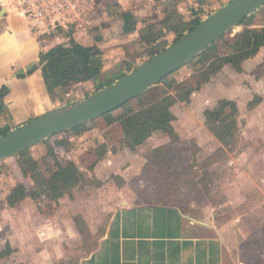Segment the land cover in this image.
<instances>
[{"label":"rangeland","instance_id":"rangeland-1","mask_svg":"<svg viewBox=\"0 0 264 264\" xmlns=\"http://www.w3.org/2000/svg\"><path fill=\"white\" fill-rule=\"evenodd\" d=\"M4 1L9 12L17 11L18 0ZM159 1L161 0H72L74 7L71 6V12L66 14L70 27L65 30L79 24L81 28L86 27V36L82 38L84 41L99 35L100 26L105 29L113 25L114 30L111 32L121 34V26L116 23L119 19L122 20L121 16H114V21L109 26L104 19L107 5L111 11H117L121 7L131 9L139 20H144L155 16L152 8ZM208 1L209 8L214 9L220 5V0ZM190 2L194 5L196 0ZM0 19L4 20L3 16ZM252 22L253 27L262 26L264 13H257ZM63 28L61 26L58 30ZM243 28V25L237 26L232 30V35ZM56 36H47L45 40L39 41H43L41 44L45 45L47 41L59 37ZM117 39L119 43L110 41L103 45L108 56L106 64L111 66H105V71L95 84L114 81L120 75L119 69L124 67L126 70V65H121L122 58L132 59L133 62L134 57L142 51L137 30L123 33ZM1 42L0 39V60L7 62L9 57L6 55L10 52L6 44ZM197 69L198 65L186 67L177 76L180 80L186 79L196 73ZM2 73L4 71L0 67V75ZM88 87L93 89L91 85L85 88L76 86L69 93L59 96L58 101L65 103L85 96L84 91ZM156 89L153 87L138 96L133 101L134 107L140 108L150 103L156 97ZM224 98H232L239 107L238 131L228 145L220 142L210 131L204 115L206 109L214 108ZM251 101H254V106L249 105ZM173 112L176 115L173 124L179 135L178 141L172 140L166 133L155 132L135 151L128 150V157L121 160L119 165L132 170L129 179L131 184H138L139 191L136 192L142 195L144 193L145 198H156L163 203V196L169 197L168 202L178 204L184 212L213 224L219 231L223 230L228 241L240 253L244 264H264V61L256 67H249L247 74H238L231 66H225L210 82L204 83L199 91L191 95L190 102H178L173 107ZM116 126L118 127L114 125L111 128L100 118L97 122L81 125L79 136L68 137L66 132L53 136L50 142L54 149L52 153H46L47 146L41 142L32 146L29 153L22 158L15 155L11 159L0 161V199L1 194L5 195L17 182L27 184L28 193L31 194L32 175L35 171L41 170L49 176L56 163L75 159L86 178L70 192V196L77 189L86 190L87 185L91 188L99 186L101 182L88 170L94 159L93 149L102 139L106 142L108 153L122 151L124 145L121 143V136L117 134ZM61 139L66 144L57 145V141ZM107 182H112V187L115 188L126 184L123 177L114 174L109 176ZM26 200L28 205L23 210L27 216L28 211H39L49 217L57 209V204L49 199L39 202L29 196ZM4 204L5 201H0V240L3 239L0 241V251L6 248L4 230L13 231L10 226L13 216L24 215L11 208L6 211L8 205ZM71 217L75 221L76 216ZM29 238L31 240L30 236ZM95 243L96 240L87 228L81 238H75L68 246L75 250L74 256L78 258L92 251ZM23 258L30 259V255L26 253L22 260ZM0 264L23 263L13 252L1 259Z\"/></svg>","mask_w":264,"mask_h":264},{"label":"crops","instance_id":"crops-1","mask_svg":"<svg viewBox=\"0 0 264 264\" xmlns=\"http://www.w3.org/2000/svg\"><path fill=\"white\" fill-rule=\"evenodd\" d=\"M228 2L223 0V4L219 5L216 10ZM3 18L4 20L0 19L3 26L0 39L2 44H6L10 53L6 55L9 57L7 62L4 59L0 60L1 71H4L0 75V87L6 84L10 92L5 98L7 112L0 117V136L4 128L11 131L50 110L84 97L81 96L65 103L54 101L44 87L40 70L30 76L20 78L18 74L37 63L40 52L48 49L50 43L54 41L51 39L47 41V44L42 45L43 41L39 40H45L47 36L54 38L55 35L38 36L35 34L18 10L14 12L7 10ZM114 18L105 17L104 19L109 26ZM142 21L143 19L139 20V22ZM123 22V18L116 22L121 26V31H119L121 34L111 32L114 30L113 25L105 29L100 26L98 30L99 35L96 36L103 38L99 46L104 51L106 63L108 56L105 54L103 45L110 41L119 43L117 38L125 33ZM67 28L63 30L67 31L65 30ZM73 28L80 41L94 42L95 38L92 37L87 41L82 39L86 36V27L81 28L79 24ZM137 31L140 35V31ZM122 60L132 63V59L122 58ZM263 61L264 46L257 55L244 61L243 72L237 70L236 72L247 74L249 67H256ZM121 71H125L124 67ZM215 76H212L208 82ZM80 85L87 87V85L94 86V83L87 82ZM59 93L61 96L69 92L60 90ZM66 135L72 138L79 136L75 132H66ZM128 150L131 149L124 147L122 151L115 153L110 151L107 157L98 162L91 171L101 184L92 188L87 185L84 191L77 189L72 193V197L66 194L68 197H62L56 203L57 209H54L49 217L39 211L37 213L28 211L27 216L24 210L28 205L26 202L28 197L16 205L17 207H12L5 200L9 191L5 195L1 194L0 201H5L8 205L6 211L11 208L16 213H24L22 217L16 214L13 216V222L10 223L12 232L4 230L6 245L7 243L11 245L21 263L244 264L240 259V253L228 241V236L223 230L219 231L213 224L189 215L178 205L165 204L156 198H145L144 193L142 195L136 192L139 191L138 184H131L129 179L132 170L119 165L121 160L128 157ZM108 163L111 165L108 166ZM112 174L123 177L126 184L120 188L112 187V182H107ZM72 215H81L85 219L96 240L92 251L78 258L74 256L75 250L68 246L75 238H81V233ZM36 244L39 245L36 246ZM26 253L30 255V259L23 258L22 260V256L25 257Z\"/></svg>","mask_w":264,"mask_h":264},{"label":"trees","instance_id":"trees-1","mask_svg":"<svg viewBox=\"0 0 264 264\" xmlns=\"http://www.w3.org/2000/svg\"><path fill=\"white\" fill-rule=\"evenodd\" d=\"M208 2V0H196L195 4L192 5L189 0H161L156 6L153 5L152 9L155 16L152 19H144L142 22H139L138 17L131 9H123L118 4L121 8L117 11H111L110 6L107 5L106 17L121 16L124 21L123 32L125 33L139 30L142 46V51L137 57H134L132 63L127 60L121 61V65H126V70H119L120 75L114 81L106 84H95L106 66L104 51L99 46L103 38L96 36L93 43H84L78 39L74 28L67 31L60 30L59 38L51 42L48 49L40 52L39 61L29 66L27 70L20 72L18 76L20 78L27 77L40 70L44 87L54 101L58 100L60 90L69 92L77 85L93 82V89L88 87L84 91V95L87 96L113 84L117 79L122 78L139 64L150 59L198 25L217 8H209ZM219 2L220 5L223 4V0ZM261 11L264 13V5L237 25L244 26L241 31L232 35L233 31L231 30L196 58L163 78L155 86L157 88L154 93L156 97L150 103L135 108L133 101L137 97L118 109L93 120V122L103 118L111 128L118 125L116 130L117 134L121 136L123 147L131 150H136L155 132L166 133L172 140L178 141L179 135L173 125V121L176 119L173 107L178 102H190L192 93L200 90L204 83L218 74L226 65H231L238 72H243L244 61L257 55L264 46V24L253 27L252 22L257 13ZM2 28L0 22V32ZM195 65H198L196 73H192L183 80L178 78L179 71ZM9 92L8 85L4 84L0 87V117L7 112L5 98ZM249 105L254 106V101H251ZM238 113L237 102L227 98L219 100L214 108H208L204 113L208 128L225 145L231 142L230 140L235 137L238 131ZM79 128L80 126L65 132L79 133ZM9 131L10 129L4 128L1 135H5ZM52 138L53 136L42 141L47 146V153H52L54 150L50 143ZM59 144L66 143L61 139L57 141V145ZM93 152L94 159L89 164L91 165L88 168L89 171H92L97 163L107 155L106 142L100 139L99 143L94 146ZM28 153L29 149L17 156L22 158ZM158 164L161 168L159 162ZM161 173L165 175L163 171ZM85 178V173L80 169L77 159L56 163L49 176L41 170L33 173V192L31 194L28 193L27 184L17 182L7 193L5 200L12 207L29 196L39 202L49 199L57 203L63 196L70 194L73 189L77 188ZM159 191L164 193L162 189ZM164 197L162 200L165 204L178 205L174 202H168L170 201L169 197ZM75 222L81 234L87 228L89 229L87 222L81 215L76 216ZM13 251L14 249L7 243L6 248L0 251V260L11 255Z\"/></svg>","mask_w":264,"mask_h":264},{"label":"water","instance_id":"water-1","mask_svg":"<svg viewBox=\"0 0 264 264\" xmlns=\"http://www.w3.org/2000/svg\"><path fill=\"white\" fill-rule=\"evenodd\" d=\"M264 5V0H230L165 49L113 84L50 110L0 136V161L91 122L157 86L163 78L200 55ZM7 12L0 10V17Z\"/></svg>","mask_w":264,"mask_h":264},{"label":"built area","instance_id":"built-area-1","mask_svg":"<svg viewBox=\"0 0 264 264\" xmlns=\"http://www.w3.org/2000/svg\"><path fill=\"white\" fill-rule=\"evenodd\" d=\"M0 3L2 6L6 5L4 0H0ZM71 6H73L72 0L17 1L19 14L28 22L31 30L38 36H56L59 35V27H69V19L66 14L71 10Z\"/></svg>","mask_w":264,"mask_h":264}]
</instances>
